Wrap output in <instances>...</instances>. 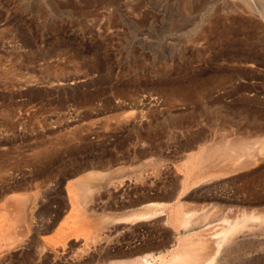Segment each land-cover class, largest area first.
I'll return each mask as SVG.
<instances>
[{
  "label": "rangeland",
  "instance_id": "rangeland-1",
  "mask_svg": "<svg viewBox=\"0 0 264 264\" xmlns=\"http://www.w3.org/2000/svg\"><path fill=\"white\" fill-rule=\"evenodd\" d=\"M226 137L249 138L258 162L193 163L183 186L185 160ZM0 154V264H67L81 236L97 238L88 264L149 252L180 235L170 214L178 203L216 209L203 228L242 210L264 213V0H0ZM108 168L83 201L89 209L75 206L115 229L100 238L80 228L78 243H57L56 231L81 213L70 208L69 183ZM117 182L130 189L118 192ZM212 184L219 197L209 199ZM170 191V205L150 208L147 221L160 219L153 229L125 222L149 202L170 201ZM17 197L27 200L24 213ZM253 223L222 246L224 264H264V223Z\"/></svg>",
  "mask_w": 264,
  "mask_h": 264
},
{
  "label": "bare ground",
  "instance_id": "bare-ground-1",
  "mask_svg": "<svg viewBox=\"0 0 264 264\" xmlns=\"http://www.w3.org/2000/svg\"><path fill=\"white\" fill-rule=\"evenodd\" d=\"M249 5V4H248ZM239 7V6H238ZM146 126V125H145ZM145 128H147V127H145ZM150 129V128H149ZM150 131V130H149ZM220 137V136H219ZM221 138V137H220ZM238 138V137H237ZM223 139L224 138H222V141H223ZM247 139H249V138H247ZM246 138H240V140L239 139H237L236 140V138L235 139H232V137H231V139L230 138H228V137H226L225 139H224V143L222 144V143H220L221 141H218V143H216V144H212V146H206V147H203L202 149H201V151L197 154V156H194V160L193 159H191L192 161V163L190 162V159H189V161H188V159H187V161L185 160V163H183L184 164V167L186 168V173L184 174L185 176H183V178H181V182L183 183V186H186V184L188 185V175H189V173H191V170H192V165H194L193 163H201V162H203V161H207L208 159H211V158H213L212 160H218V159H230L232 162H233V166L234 167H237L238 169L239 168H244V167H246L247 165H249L250 163L252 164V161H253V163L255 162V161H257V158H255V154L253 155V150H251V141L250 140H247ZM261 152V149H259V151H258V153H260ZM257 153V152H256ZM193 155V154H192ZM0 156H3V154L1 155L0 154ZM258 156V155H257ZM256 156V157H257ZM216 158V159H215ZM189 162V163H188ZM223 162V161H222ZM231 162V163H232ZM258 162V161H257ZM219 165V164H218ZM190 166V167H189ZM166 167H168L167 165H166ZM209 167V166H208ZM219 167H220V165H219ZM97 169V168H96ZM111 169V168H110ZM110 169L108 168L107 169V172L106 171H101V170H89V171H87V172H85L82 176H80V177H77V179H74L73 181H71L70 183H69V192H68V194H69V196H70V198H71V196L74 198V200H72L71 199V204H72V206L70 207L71 208V210H73V212L76 210V206H75V202H77V203H79V202H81L80 204H82V205H84L85 206V208H87V210L89 209L87 206V202H85L86 204H83V201L86 199V198H88V197H90L89 196V194H92L91 192L94 190V187L95 186H99L100 185V183H102L103 182V180L106 178V176H108V174L111 172L110 171ZM160 169H161V166H160ZM165 169V168H164ZM191 169V170H190ZM236 169V168H235ZM234 169V170H235ZM103 170H105V169H103ZM166 170V169H165ZM83 171V170H82ZM122 171V170H121ZM169 171V170H168ZM6 172V171H5ZM162 172V171H161ZM7 174H9V172H6ZM76 173V172H75ZM165 173H168V172H165ZM10 174H11V172H10ZM226 174V173H225ZM8 176V175H7ZM177 176V175H176ZM180 176V175H179ZM209 176V175H208ZM15 177V176H14ZM174 177V176H173ZM204 177L205 176H203V177H199L198 179H196L194 182H193V185H198V184H201V181L204 179ZM175 178V177H174ZM13 179V178H12ZM11 179V177H10V180H12ZM130 179V178H129ZM211 179V178H210ZM9 180V179H8ZM7 180V181H8ZM16 180V179H15ZM206 181H207V179H206ZM210 181V180H209ZM114 182V181H113ZM104 183V182H103ZM115 183V182H114ZM113 183V184H114ZM118 183V182H117ZM181 184V183H180ZM116 188H114V189H118V187H122V188H120L121 190H119L118 192H120V191H124V190H126V192L130 189V185L128 184V183H122V182H119L118 184H115L114 185ZM68 187V186H67ZM109 187V186H108ZM187 187V186H186ZM193 187V186H192ZM199 187V186H198ZM215 187H216V185L215 184H212V185H210V186H207V187H205V193H204V195L206 196V198H217V197H219V195L216 193V191H215ZM1 189V188H0ZM97 189H98V187H97ZM95 190H96V188H95ZM144 190V189H143ZM95 192V191H94ZM204 192V191H203ZM8 193V192H7ZM201 194H202V189H201V192H200ZM5 194V193H4ZM128 194V193H127ZM203 195V194H202ZM164 196V195H163ZM186 196H188V195H186ZM8 197V196H7ZM149 197V196H148ZM152 197V196H151ZM161 197V196H160ZM165 197V196H164ZM166 197H168L169 199H170V201L168 200V202H167V200L165 201V202H149V203H147L148 204V206H149V209L148 210H146V211H140V212H137V213H132L133 215L131 216V214H130V217H129V220H128V218L125 216V217H123L124 218V220H125V222H126V220L127 221H132L133 219L132 218H134L135 220H133V222L134 221H146V222H148V223H142V224H144L143 226H145L146 227V230H148V229H150V228H152L151 226L153 225V224H157V223H159L160 222V219L158 218V217H156V219H154V223L152 222V221H147V220H151L152 218H155V216H156V211L155 210H153L155 207L154 206H163V208L164 207H166L168 204L170 205L171 203V200H173V191L171 192H168V195H166ZM11 198V197H10ZM18 198V197H17ZM16 198V199H17ZM24 198V199H23ZM23 198H18V199H22L21 200V202H16V201H14V202H16V204H18V208H19V205H21L20 206V209L22 208V210H23V208L25 207V204H27V200L25 201V197H23ZM9 199V198H8ZM17 199V201H20V200H18ZM27 199V198H26ZM91 199V198H90ZM148 199V198H147ZM130 200V199H129ZM152 200H153V198H152ZM138 201V200H137ZM150 201V200H149ZM153 201H155V200H153ZM89 202V201H88ZM76 203V204H77ZM183 203H185L184 201H183ZM204 203V202H203ZM209 203H210V201H209ZM208 203V204H209ZM212 203V202H211ZM12 204V203H11ZM89 204V203H88ZM119 204V207H127V206H129L128 204H130L131 205V203H127V202H120V203H118ZM146 204V205H147ZM179 204V205H178ZM177 205V207H175L174 206V209H173V207H172V209H171V212L172 213H170V211H169V213L171 214V216L173 217L172 219H173V221H174V226L175 225H177V228H180V235H179V233H178V235L179 236H177L178 238H174L173 239V237H172V239H170V240H168L169 238H171L170 236H169V238L166 240V241H161V243H158V241H157V245L155 244V246L157 247L156 249H154V250H151L152 249V247L151 246H153L154 244L153 243H151L152 245H149V249H150V251L149 252H142V253H139V251H138V253L135 255V256H133V255H130V256H133L132 258H129V257H126L124 260L122 259V257H121V254H119L120 255V257L121 258H119V255H116L115 254V256L117 257L118 256V261H117V258L115 259H113V260H116L115 262H111L110 260L112 259L111 257L113 256H111L110 258V260H107L108 261V263L110 264V262L111 263H113V264H224V259H225V257H224V253H226V252H221V248H222V246L223 245H225V243H228L231 239H233L236 235H237V233L238 232H240V231H242L243 230V228H245V227H247V226H250V225H253L254 223H253V221H256V220H258V221H260V223H264V213H259V214H257V212H251V211H240V215H235L236 217L234 218V219H227V215H226V219L224 220L225 222H224V224H219V227H216V228H214L216 225H214L213 226V224H212V226L210 225V224H208V225H210L211 226V228H210V226L209 227H207L206 228V226H205V228H203L204 226H203V224L207 221V220H209V219H207V218H210L211 217V213H213V214H215V210L216 209H213V211H210V212H208V210H209V208L208 209H206L205 207H204V210H203V208L202 209H200V211L202 212V213H200L198 210H199V208H196V210H195V208H194V206H193V209H189V208H187V209H184V207H182L180 204H182V203H178ZM206 204H207V202H206ZM207 204V205H208ZM215 204V203H214ZM213 204V205H214ZM187 205V204H186ZM198 205V204H197ZM215 205H217V204H215ZM185 206V205H184ZM202 206V205H201ZM205 206V205H204ZM212 208H215L214 206H212V204L210 205ZM218 206V205H217ZM65 207V206H64ZM73 207V208H72ZM138 207V206H137ZM147 207V206H146ZM145 207V208H146ZM152 207H154L152 210L150 209V208H152ZM169 207V209H170V206H168ZM210 207V208H211ZM82 208V207H81ZM95 208H96V206H95ZM156 208H158V207H156ZM186 208V207H185ZM75 209V210H74ZM115 209V208H114ZM125 209V208H124ZM198 209V210H197ZM205 209H206V211H205ZM240 209V208H239ZM242 209V208H241ZM22 210H19V211H21V212H23L24 213V210L22 211ZM86 210V209H85ZM86 210V211H87ZM96 210V209H95ZM145 210V209H144ZM18 211V212H19ZM58 211V210H57ZM76 211H79V213L81 212L79 209L78 210H76ZM98 211V210H97ZM166 211V210H165ZM218 211H220V210H218ZM217 211V212H218ZM17 212V213H18ZM85 212V211H84ZM158 212H160V211H158ZM197 212H199V213H197ZM221 212V211H220ZM260 212V211H259ZM69 213V212H68ZM78 213V212H77ZM219 213V212H218ZM217 213V214H218ZM256 213V214H255ZM170 214L168 215V216H170ZM212 214V216H214ZM237 214V213H236ZM21 215V216H20ZM71 215V214H70ZM72 215H74L73 213H72ZM82 215V216H81ZM216 215V214H215ZM18 216V215H17ZM19 216L20 217H22V213L20 214V212H19ZM18 216V217H19ZM116 216V215H115ZM128 216V215H127ZM210 216V217H209ZM229 216V215H228ZM23 217H24V215H23ZM23 217H22V220H24L23 219ZM72 217H74V216H72ZM132 217V218H131ZM161 217V216H160ZM95 218H97L96 216H95ZM99 218V220L97 219H94V218H89L88 217V215H86L85 213H83V212H81L80 213V217H79V221L76 219V222H72L73 224H71L72 226L71 227H68V230H66V229H64L62 226L60 227V226H58V227H60L59 228V230L57 229V228H55L56 230H58V231H56V233H57V235L59 234V237H58V239L55 237V239L54 240H56V242L57 243H59L60 241L64 244V242H65V240L66 239H68L69 238V236L70 237H72V236H74L73 238H72V240H73V242H77L78 240H80V239H78V237H79V230H80V228H81V230H80V232H84V230L85 229H89L90 227L92 228V232H93V230H95L96 232H98V235L100 236V238H101V235H103V234H105L106 232V230H108V231H110V232H107V233H109V234H111V231H113L114 229H115V225H114V227L111 225V227L109 228L105 223H109V220H110V218H108V219H106V217H104L103 218V216L102 217H98ZM127 218V219H126ZM158 218V219H157ZM168 218V217H167ZM170 218V217H169ZM225 217L223 216V219H224ZM19 219V218H18ZM50 219V218H49ZM54 219V218H53ZM56 219V218H55ZM70 219H71V217H70ZM69 219V220H70ZM93 219V220H92ZM171 219V218H170ZM171 219V220H172ZM205 219H207L206 221H205ZM222 219V218H221ZM48 220V219H47ZM65 220V219H64ZM68 220V219H67ZM73 220H75V218L73 219ZM94 220H96V221H94ZM113 220V219H112ZM112 220H110V222L112 221ZM115 220V219H114ZM123 219H122V221H124ZM153 220V219H152ZM210 220H212V219H210ZM20 221V220H19ZM54 222H55V220H53ZM53 221L50 223V222H47V224L48 223H50V224H48V225H45L48 229H49V227H52L51 225H53V224H55V223H53ZM58 221V220H57ZM71 221V220H70ZM108 221V222H107ZM116 221V220H115ZM121 221V223H123ZM137 221H136V223H137ZM162 221V220H161ZM205 221V222H204ZM66 222V221H65ZM163 222V221H162ZM171 222V221H170ZM204 222V223H203ZM53 223V224H52ZM57 223V222H56ZM62 223H64V222H62ZM69 223V222H68ZM67 222H66V224H68ZM129 223V222H128ZM110 224V223H109ZM139 224V223H138ZM64 225H65V223H64ZM74 225V226H73ZM106 225V226H105ZM134 226L136 225V224H133ZM54 226V225H53ZM67 226V225H66ZM66 226H64V227H66ZM68 226H70L69 224H68ZM123 226V225H122ZM125 226V225H124ZM139 226V225H138ZM154 226V225H153ZM159 226V225H158ZM163 226V225H162ZM179 226V227H178ZM221 226V227H220ZM108 227V228H107ZM117 227V226H116ZM130 227V226H129ZM156 227V226H155ZM154 227V228H155ZM75 228H77L78 229V231H77V229H75ZM107 228V229H106ZM133 228V227H132ZM135 228V227H134ZM139 228V227H138ZM148 228V229H147ZM158 228V227H157ZM176 228V229H177ZM249 228V227H248ZM250 228H251V226H250ZM47 229V230H48ZM106 229V230H105ZM141 229V228H140ZM153 229V228H152ZM211 229V230H210ZM89 230H91V229H89ZM136 230H137V228H136ZM151 230V229H150ZM175 230V229H174ZM210 230V234H208V233H206V232H208V231ZM132 231L134 232V229H132ZM131 231V232H132ZM138 231V230H137ZM149 231V230H148ZM206 231V232H205ZM55 232V231H54ZM88 232V231H87ZM126 232V231H125ZM130 232V231H129ZM5 233V232H4ZM106 233V234H107ZM169 233H171V232H169ZM5 234H7V233H5ZM83 234V233H82ZM85 234V233H84ZM83 234V235H84ZM92 234H94L95 235V237L97 236L94 232L92 233ZM91 234V235H92ZM86 235V234H85ZM133 235H136V233L134 232L133 233ZM6 236V235H5ZM11 236V235H10ZM33 236V235H32ZM86 236H88V235H86ZM98 236V237H99ZM82 237V240H84V241H82L83 243L81 244V247L80 246H78V248L77 247H75L76 249L74 250V251H72L73 253L71 254V256H69L70 255V252L68 253V257H70L71 258V262H69V263H67V264H88V263H91L92 261H94V260H96V258H97V256H96V254L94 253V252H90L91 251V248H90V245L91 244H95L96 242H97V238L95 239V242H93L92 243V241H89L90 240V238H88V240H87V238H84L83 239V236H81ZM103 237V236H102ZM128 237V236H127ZM16 238V244L14 243V246L13 247H15L16 245H17V242L19 243H21V240H19V241H17V239H19V238H17V237H15ZM100 238H98V239H100ZM8 239H9V241H8ZM11 237H7L6 238V240L8 241V242H10L11 241ZM22 240H23V238H21ZM47 239H50V240H52L51 238H47ZM46 239V240H47ZM103 239H107L106 238V235H105V237H103ZM102 239V240H103ZM122 239V238H121ZM30 240V239H29ZM54 240L51 242H49V243H53V244H55L54 243ZM69 240V242H71L70 241V239H68ZM14 242H15V239L13 240ZM99 241V240H98ZM104 241V240H103ZM130 241V240H129ZM156 241V240H155ZM8 242H7V245H8ZM12 242V241H11ZM22 242H24V241H22ZM33 242V241H32ZM102 242V241H101ZM100 242V243H101ZM108 242V241H107ZM235 242V241H234ZM78 243V242H77ZM99 243V244H100ZM11 244V243H10ZM9 244V245H10ZM13 244V243H12ZM32 244V243H31ZM60 244V243H59ZM68 244V246L70 245L69 243H67ZM73 244V243H72ZM106 244V243H105ZM19 245V244H18ZM27 245V244H26ZM97 245V244H96ZM103 245V244H102ZM147 245V244H146ZM146 245H143V246H141V247H146L147 248V246ZM230 245V244H229ZM11 246V245H10ZM55 246V245H54ZM60 246V245H59ZM62 246V245H61ZM61 246L59 247V248H61ZM71 246V245H70ZM76 246V245H75ZM92 246V245H91ZM94 247H95V245H93ZM101 246V245H100ZM100 246L98 247V245L96 246V248H98V249H101L100 248ZM105 246V245H104ZM127 246V245H126ZM9 247V246H8ZM19 247H20V245H19ZM53 247V246H52ZM94 247H92V250H94L93 248ZM105 247H107V246H105ZM104 247V248H105ZM228 247V246H227ZM10 248V250L11 249H14V248H11V247H9ZM9 248H4L5 250H7V249H9ZM16 248H18L17 246H16ZM43 248V247H42ZM55 248V247H54ZM56 248H58V247H56ZM65 249V247H62V249ZM137 248V247H136ZM230 248V247H229ZM32 249V248H31ZM39 249H41V248H39ZM61 249V250H62ZM71 249V248H70ZM89 249H90V251H89ZM103 249V248H102ZM101 249V250H102ZM107 249V248H106ZM125 249V248H124ZM133 249H134V246H133ZM138 249V248H137ZM140 249V248H139ZM223 250H224V246H223V248H222ZM10 250L8 251V252H10ZM26 250V249H25ZM28 250V249H27ZM108 251H109V249H107ZM114 250V249H113ZM120 250V249H119ZM130 250V249H129ZM144 250V248H142V251ZM227 250V249H226ZM225 250V251H226ZM230 250H232V249H230ZM2 251H3V249H2ZM41 251V250H40ZM62 251H64V250H62ZM95 252L97 251V250H94ZM100 251V250H99ZM116 251H118V250H116ZM131 251V250H130ZM137 251V250H136ZM136 251H133L132 250V252H136ZM140 251H141V249H140ZM5 252H7V251H5ZM109 252H112V251H109ZM96 253H98V252H96ZM115 253H117V252H115ZM125 254L126 253H129V252H124ZM133 253V254H134ZM112 254H114V253H112ZM118 254V253H117ZM22 255H24L23 254V252L22 251H18V252H15V253H8V255L6 256V258L9 260V259H11V258H19V257H21ZM64 255V254H63ZM40 256V255H39ZM38 256V257H39ZM45 256H47V255H45ZM115 256H113V257H115ZM226 256V255H225ZM24 257V256H23ZM49 257V256H48ZM51 257V256H50ZM66 258H68L67 256H65ZM29 258V257H28ZM40 258V257H39ZM46 258V257H45ZM44 259V258H43ZM2 260V259H1ZM23 260H26V259H23ZM48 260L50 261V259L48 258ZM53 260V259H52ZM112 260V261H113ZM26 261H28V260H26ZM30 262H31V259L29 260ZM41 261V260H40ZM45 261H47V259L45 260ZM65 261H67V260H65ZM68 261H69V258H68ZM106 261V262H107ZM110 261V262H109ZM1 262V261H0ZM4 262V261H3ZM12 262V261H11ZM32 262H33V259H32ZM62 262V261H61ZM101 262V261H100ZM100 262H98V263H100ZM8 263V262H7ZM6 263V264H7ZM46 263V262H45ZM63 263V262H62ZM96 263V262H95ZM94 263V264H95ZM98 263H96V264H98ZM108 263H106V264H108ZM10 264V263H9ZM11 264H14V263H11ZM24 264V263H23ZM31 264V263H30ZM34 264V263H33ZM48 264H50V263H48ZM103 264H105V262L103 263Z\"/></svg>",
  "mask_w": 264,
  "mask_h": 264
}]
</instances>
